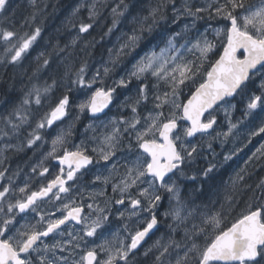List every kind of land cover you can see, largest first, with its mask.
Listing matches in <instances>:
<instances>
[{"label":"snow or ice","instance_id":"6c2138e0","mask_svg":"<svg viewBox=\"0 0 264 264\" xmlns=\"http://www.w3.org/2000/svg\"><path fill=\"white\" fill-rule=\"evenodd\" d=\"M32 4L22 24L0 27V64L20 65L41 36L35 0ZM105 7L112 17L106 34L122 18L131 29L117 49H108V59L91 69L93 41L85 40L83 58L74 59L67 50L90 32ZM135 7L134 0H82L68 19L70 27L79 21L71 44L40 52L36 71L27 76L29 82L38 80L39 70L47 69L48 79L21 80L17 101L0 111V264H139L138 251L161 224L165 200L168 239L144 250L145 256L153 253V264H172L173 256L175 264H264V204H249L225 227L224 213L235 203L225 196L220 210L201 214L189 229L196 209L180 189L183 179H211L221 163L214 141L223 147L238 140L247 147L256 137L264 140V0H157L146 15ZM81 9L87 21L79 19ZM10 10L11 0H0V15ZM206 17L224 24L211 29L223 37L222 53L209 31L201 30ZM150 37L155 42L115 76L122 58ZM256 77L260 93L248 96L239 119L225 108L226 126L219 124L215 113L226 104L235 108L231 98ZM134 82L135 93L114 104L118 90ZM61 88L59 96L52 95ZM73 92L83 93L75 105ZM73 106L77 112L67 129L46 139L47 130ZM110 106L124 113L105 118ZM83 115L90 118L85 128L90 148L83 139L79 144L69 139ZM243 147L233 144L222 162ZM28 150L32 158L13 168L12 155ZM205 151L211 154L208 163L189 176L191 167L207 158ZM253 160H264V143L248 163ZM247 170L230 178L233 192ZM257 188L264 200V180ZM181 231L183 237L175 239ZM201 235L203 246L196 242Z\"/></svg>","mask_w":264,"mask_h":264},{"label":"trees","instance_id":"16d2710c","mask_svg":"<svg viewBox=\"0 0 264 264\" xmlns=\"http://www.w3.org/2000/svg\"><path fill=\"white\" fill-rule=\"evenodd\" d=\"M79 0H35L37 17L35 24L41 27V36L37 39L33 48L25 54L20 65H5L0 64V111L5 108H9L13 103L17 101V97L20 92L19 89L22 86L21 80L24 84L39 83L43 84L48 79V70L40 69L37 73L38 80L28 81L27 76L31 75L33 71H36L37 60L36 57L40 52H52L53 47L59 44L63 47L66 43L64 37L66 33L73 27L62 26L61 21L65 18L66 14L71 11L74 5ZM254 0H246V3H252ZM157 0H134L136 5L134 12H141L143 15L147 14L149 7L154 6ZM12 10L9 11L7 16L0 15V27H11L14 24L19 26L28 18L33 12L32 0H11ZM107 7L101 9V13L93 22V28L88 34H82V38L79 40L78 49L83 48L85 40L93 41L95 47L90 48L91 56L88 57L90 65L96 59H101L100 56L104 51L108 35L107 29L111 27V14L107 13ZM14 10V11H13ZM87 21L84 13L81 12L80 19ZM77 21V26H78ZM210 24H215L216 19L209 20ZM112 34V33H110ZM155 42V37H150L149 40L144 41L143 45ZM77 47L70 48L71 51H77ZM222 46L218 47L217 51L221 52ZM2 51V50H0ZM82 52V51H81ZM63 55V54H62ZM84 57V52L82 55ZM218 58V57H213ZM260 77H256L254 80L248 83V87L241 95L234 97L232 102L236 104L233 113V120L239 119L241 112L244 110V101L253 92L260 93L259 89ZM63 92L62 89H55L54 96H59ZM10 95V96H9ZM218 123H221V117L218 118ZM223 121V120H222ZM243 127V125L241 126ZM260 143H264L260 137H256L249 144L250 147H258ZM214 149L217 153V160L220 161V165L212 174L211 179H206L202 175L197 176L196 180L183 179L180 184L182 186V192L185 200L192 203H203L209 205L213 210H220L223 197L231 196L235 201L233 204L232 212L224 213L223 224L225 227L231 226L233 220L239 215V213L249 204H264V200L260 199V189L257 185L264 180V160H253L248 163L245 161L243 155L238 156L228 162H222V152L220 151V145L213 143ZM207 157L199 159L195 165L191 167V171L188 172L189 176H194L197 172L208 163V159L211 158V154L205 151ZM247 166V172L242 173L244 180L237 185V190L233 192L230 185V178L234 177L241 168ZM253 193L255 195L253 196Z\"/></svg>","mask_w":264,"mask_h":264},{"label":"rangeland","instance_id":"374dc122","mask_svg":"<svg viewBox=\"0 0 264 264\" xmlns=\"http://www.w3.org/2000/svg\"><path fill=\"white\" fill-rule=\"evenodd\" d=\"M82 0H79L77 2L76 5L73 6V8L71 9V11L69 13L66 14L65 18L61 21V24L62 26H67L68 25V19L71 17V13L73 11V9L79 4L81 3ZM90 2V0H89ZM109 3H112L114 4L115 3V0H108ZM199 2H203V0H199ZM259 0H254L251 4H256L258 3ZM81 12L84 13V16L87 18V12L85 9H81ZM81 12L79 15V19H80V16H81ZM107 13L110 15V8L107 9ZM82 19V18H81ZM78 21V20H77ZM200 27H201V30H205L207 29L209 31V38L213 39L214 41H220L221 39H223V37H216L214 33H212L211 29L213 26L217 27V28H223L224 24L222 21L216 19V23L215 24H210L209 23V19L206 17L205 20L203 21H200ZM130 29H131V24L130 23H127L123 20V18L121 19V23L117 25L116 28L113 29V31L111 32L112 34H108L105 39H107V42H106V45H105V48H104V51L103 53L101 54L100 58L101 59H96L93 61V64L90 65L91 69H94L95 67H98L103 61H106L108 59V49H117L119 47V44L120 43H123L124 39L126 38L124 36L125 33H129L130 32ZM78 33V26L77 27H73L71 28L65 35L64 37V41L66 44L70 45L71 44V40L77 35ZM78 43L79 41L77 42V45L75 47H77L78 49ZM154 43V42H151L150 44H147V45H143V42L141 43V45L133 50L128 56L126 57H123V64L118 66L117 68V72L115 73V76H119L120 74H122L123 72V69L124 68H129L132 64V62L134 61V59L138 58L139 56L143 55L144 51H146L150 46L151 44ZM220 43L218 42L217 43V49L218 47H220ZM70 48L72 47H69L68 48V52H71L72 54V57L74 59L76 58H83L82 55V52H81V48H79L77 51H71ZM216 49V50H217ZM62 89V88H61ZM63 90V89H62ZM64 91V90H63ZM135 93V82L133 83V85H131L129 87V89L127 90H118V95H117V101L116 102H119V101H122L124 99V97L126 95H133ZM72 96V101H73V105H75V103H78L80 98L83 96V93L82 92H73L70 94ZM247 100H248V97L245 99L244 101V106H246V103H247ZM231 105H235L236 104L234 102L231 101ZM151 107V105H149V108ZM227 108L231 114H232V117H233V113H234V110L235 108H231L230 105H224L223 108H221L220 110H218L215 115L217 117V120L219 117H221V125H225L226 126V119H225V112H224V109ZM245 108V107H244ZM114 110H115V114L112 115L111 117L113 116H118V115H121L124 113V110L123 109H119L117 108L116 106L114 107ZM77 112V109L73 106L69 109V115L67 116L68 118V125L72 122V120L74 119V115L75 113ZM87 115H83L81 116L80 120L77 121V122H80V123H84L82 126V134H83V137L85 140V143H89L91 145V141L89 139H86V137H90L91 136V133H87V135L85 134V128L87 127L88 123H90V119H86ZM107 118V117H106ZM223 120V121H222ZM213 143L215 144H219V142H216L214 141ZM233 144H236L240 147H243V145L240 143V141L236 140V141H230L229 143L225 144L223 147H221L220 145V151L222 152V157H223V154H225L226 152L230 151L233 147ZM2 146V145H0ZM257 147H250V145L248 144L247 147H243V150L240 151L239 153H237L234 157H238L243 154L244 157L243 159L245 158V161L249 160V158L252 156V153L255 152ZM226 164V163H225ZM23 179V176L20 180ZM17 182H20V181H17ZM180 189H181V195L183 196V192H182V186L180 184ZM184 197V196H183ZM225 197H223V201L222 204L225 203ZM185 199V198H184ZM186 202L190 203L192 205V208L196 209V212L194 214V218H191L188 222V228L191 229L192 228V224L195 223V224H199L200 222V215L203 214V213H211V212H216V210H213V209H208V208H211L209 205H206V204H203V203H192L190 201H187L185 200ZM173 204L175 203V201L172 202ZM169 207V204H168V201L165 200L164 203H163V206L160 210L161 212V226H162V229H161V234L153 241L149 244L148 248L151 247L153 245V243L157 240V239H161L162 241H166L168 239V235H169V229L167 228L166 224L163 223V211L167 210V208ZM188 209H186L187 211ZM183 237V232L181 231L179 233V235H175L174 238L175 239H181ZM198 244H200L201 246H203V244L205 243V238L203 235L199 236L197 238V241H196ZM155 250H153L154 252ZM149 258H148V261H147V264H153V260H154V256H153V253H149ZM172 264H175V258L173 256L172 258Z\"/></svg>","mask_w":264,"mask_h":264},{"label":"flooded vegetation","instance_id":"af4514ba","mask_svg":"<svg viewBox=\"0 0 264 264\" xmlns=\"http://www.w3.org/2000/svg\"><path fill=\"white\" fill-rule=\"evenodd\" d=\"M115 103H117V102H114V104ZM114 107L115 106H110V109L106 110V113H107L106 117L107 118L111 117L112 115L115 114ZM86 119H90V118L87 116ZM68 122L69 121H68L67 116L62 121H58L55 125H53L52 129L47 130L45 138L48 139L51 136L55 135V133L58 132L61 128L66 130L68 127ZM83 124L84 123L76 122L75 126L72 128V136L69 139L73 143L79 144L80 141L82 139H84L83 134H82V128H83L82 125ZM85 134L87 135V133H85ZM0 145H2V144H0ZM45 147H47V145ZM90 147H91V145L89 144V148ZM37 155H39V153H37ZM29 158H32L31 150H28L27 152H24V153L14 154L11 157V161H10L11 166L13 168H15L17 165L24 166V164L28 161ZM25 170L27 171V169H25ZM21 178H22V176L19 178L18 181H20ZM118 223H119L118 221L114 222L113 227H115ZM161 229H162V226L160 224L158 229L154 230L153 233H151L149 235V237L146 238L145 242L142 244V247L138 251V256H137V260L139 261V264H147L149 256L144 255V250L147 249L149 244L151 242H153L161 234Z\"/></svg>","mask_w":264,"mask_h":264},{"label":"water","instance_id":"95a60500","mask_svg":"<svg viewBox=\"0 0 264 264\" xmlns=\"http://www.w3.org/2000/svg\"><path fill=\"white\" fill-rule=\"evenodd\" d=\"M221 53H222V51H221ZM238 55H239V53H238ZM232 99H234V98H231V100H232ZM150 234H151V233H150Z\"/></svg>","mask_w":264,"mask_h":264},{"label":"bare ground","instance_id":"6f19581e","mask_svg":"<svg viewBox=\"0 0 264 264\" xmlns=\"http://www.w3.org/2000/svg\"><path fill=\"white\" fill-rule=\"evenodd\" d=\"M62 55V54H61ZM10 96V95H9Z\"/></svg>","mask_w":264,"mask_h":264}]
</instances>
